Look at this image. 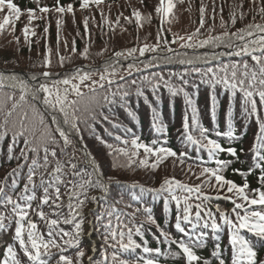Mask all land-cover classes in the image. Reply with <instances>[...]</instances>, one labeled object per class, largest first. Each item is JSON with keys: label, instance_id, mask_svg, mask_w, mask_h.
<instances>
[{"label": "snow or ice", "instance_id": "6c2138e0", "mask_svg": "<svg viewBox=\"0 0 264 264\" xmlns=\"http://www.w3.org/2000/svg\"><path fill=\"white\" fill-rule=\"evenodd\" d=\"M102 2L103 0H80L79 7L86 9L90 4L100 5ZM174 7L173 0H159L158 5L155 7V12L158 14L161 24L168 22V17L173 13ZM5 10L6 14L0 20V31L12 25L13 18L18 20L21 15V9L13 0H0V12ZM39 11L44 14L50 11L64 14L65 12L74 13V8L71 3L65 6L60 3V0H56L54 8L39 7ZM199 11L200 26L186 37L175 36L170 42L163 37L164 30L161 28L157 32V42L155 44L144 43L139 48L132 47L114 52L111 64L105 61L102 65L103 71L95 70L99 74L98 80L91 79L92 73L85 71L84 67H73L68 70L71 75H64L61 79H53L58 74L49 70L51 65L49 53L51 50L48 49L47 44L45 45L46 52L42 61L45 70L38 74H31L29 77L31 83L29 80L20 78L15 72L5 73V71L0 70V90L5 87H19L18 99L12 93H5L3 98H0V142L10 137L7 147V158L24 162L17 163L16 167L12 168L4 180L0 182V206L6 209L10 207L11 209L10 214L0 212V231L8 232L14 221L15 228L11 239L18 243L19 250L27 258L28 264H51V260L55 255L53 249H56L59 255L56 264H74L73 258L65 254L69 248L79 249L75 253V264H82L81 258L85 256V252L79 246L83 234L82 225L85 222L83 206L89 199L100 205V210L94 214V219L88 222L93 225L95 231L100 232L103 245L100 259L96 260L94 257L88 256V264H129V261L120 258V253L141 247L145 254L155 253L173 258L182 256L186 264H209V260L199 256L196 249L204 247L209 235L219 241L217 234L222 227L227 228L228 243L231 246V264H264V260L259 259L253 244L241 234V230H247L254 237L264 242V190H261V188H264V151H262L264 150V118L258 115L259 109L264 108V24L249 23L244 28H239L234 32L225 30L220 35H209L206 39L193 43L194 37L199 36L205 23V7L203 4ZM260 11H264V8L260 9ZM132 16L135 17L136 24L142 26L143 17L138 9L133 10ZM27 17L29 23L39 18L32 8L27 9ZM150 18L149 16L148 19ZM243 18L244 13H241L240 19L242 20ZM124 19L130 22L129 17H124ZM117 20H119V17ZM230 20L233 24L236 23L235 12L230 13ZM56 23L57 54H59L61 20L57 19ZM84 24L85 33H87V18H85ZM221 26H225L223 19L221 20ZM43 31L47 34L49 31L48 27L46 26ZM22 32L25 41L31 47L29 38L35 35L34 30L25 25ZM137 38L139 39V37ZM16 41L19 43L18 37ZM177 42H181V47L185 48L204 47L205 45L214 44L216 47L223 45L229 50L219 55L213 53L211 58L214 60H219L222 55L251 58V64L245 59L242 63H221L216 67H207L204 70L193 67L192 71L200 76L202 83L210 85L213 89L209 94V99L211 118L214 124L216 123L217 109L219 107V101L215 93L216 85H223L229 91L231 94L229 101L239 91L241 94L242 115L246 119L255 117L258 131L255 133V143L250 148L253 153L251 157L253 164L247 172H242L240 169H234V172L246 176L253 171V168L259 169L258 179L261 188L252 189L253 195H249V184L247 181L243 184H237L235 181L225 177L224 169L232 161L221 159L219 154L226 153L232 157H237V149L231 144L224 147L217 139L212 138L209 134L210 129L205 127L198 119V108L193 97L183 87H176L171 83V76H182L183 74L172 73L167 80L158 73H153L151 77H143V82L153 89L154 94L159 86L163 84L172 97L183 95L186 108L190 109L192 113L190 123L187 112L183 116L181 142L186 146L185 150H181L178 153L176 150L164 146L166 141L161 144L153 140L151 144H147L141 142L139 137L135 136L130 141L117 136L116 140L123 144L124 147H114L112 144L106 143L99 135H95V139L109 149V155L127 158V164L121 165V167H132L137 163L138 159L140 167L155 169L169 157L179 160L183 164L188 156L186 149L193 146H195L197 152L201 149L205 150L208 161H213L215 164L214 167L206 166L207 161H202L197 157L200 167L198 178L203 177V179L201 183L196 185L184 183L175 177H165L159 187L156 188L145 187L139 183L122 186L126 189H139L138 194L129 193L132 201H140L145 194H151L153 199L163 198L166 210L169 201L175 202L174 227L178 233L183 235L179 239H174L170 233L161 230L160 234L164 237L163 242L174 244L178 249V251H172L169 248V250L162 252L160 247H148L146 240L141 245L133 238L134 233L141 237L143 236L142 228L144 223L157 224L151 208L144 206L131 212L118 208L116 205L123 203V193H120L119 198L109 203V185L113 182L112 178L109 177L107 181L103 179L99 165L96 163L95 158L91 156V153L87 151V145L83 144L82 130L79 124L83 123L92 134H95L93 124L98 121V117L109 121V117L102 112H97L96 108H102L105 104L114 105L117 102L122 107H125L130 116H133L134 114L126 107V98L129 92L126 90L125 85H118L115 91H112L110 87L115 82L116 64L119 63L121 58L125 60L134 58V54L137 52H139L140 56H144L146 52H158L161 44L164 45L167 52L172 53L174 49L169 44ZM65 47H67V43H65ZM76 51L75 40H73L72 52L75 53ZM87 54L88 49L85 47L80 55L87 58ZM66 59H70V57L59 56L61 67H63ZM157 59L155 56L151 57L148 63H144V68L151 67V61ZM163 59L171 62V56ZM196 59L200 60L201 57H196ZM203 59L205 63H208L207 54H205ZM179 63L191 65L194 61L192 59H180ZM133 70L138 71L139 69L136 68L134 63L128 64V73L131 74ZM90 79V85L84 84L85 81ZM120 79L123 80L124 77L121 76ZM77 80L80 83L74 82ZM6 81H11L12 83L6 84ZM48 81L51 82L49 83ZM105 83L108 85L107 92L102 97H98L97 92L105 88ZM184 83L187 84L188 81L185 80ZM81 84H84V87H88L92 94L83 107H81V103L84 100L85 93L81 91ZM132 84L135 85L136 81H132ZM193 87H196V85H193ZM41 94V102L45 110H51L53 113L51 124L45 122L44 115L34 105H28L30 111L23 106L29 95L35 101L41 99ZM70 94H74L76 99L70 100ZM136 95L144 96L143 88L139 85L136 88ZM256 97H259V106ZM144 99L145 103H148L147 97H144ZM100 100L103 101V104L100 103ZM9 102H11L10 107H8ZM57 112L63 117L62 124L55 115ZM152 112V127L157 132H166V126L160 122L159 112L155 108H153ZM109 122L111 123V121ZM53 125L55 126L54 128L52 127ZM112 127L118 128L120 125L112 123ZM126 131L130 132L131 130L128 129ZM73 133L80 137L82 144L80 150L87 158L85 161L86 167L78 168L77 163L74 162L76 159L75 153L72 155L67 154V147L73 144L70 139ZM56 134H58L59 139H57ZM214 134L216 137L227 138L228 141L239 138L232 122L230 106L227 113V129L221 131L217 128L214 130ZM21 139L24 147L16 155L14 154V148ZM61 141L63 142L62 145ZM57 149H59L60 158H58ZM140 149H143V158L139 157ZM29 153H31V157H29ZM64 157H67V159H64ZM150 157L154 158L151 163H149ZM25 166L27 167V173L24 186L20 192L15 193L21 177V169ZM50 166H52L51 171H48ZM41 169L43 171H40ZM189 171H191V165L189 166ZM68 175H71V180L66 179ZM37 176H39V183L35 179ZM8 177H12L10 184L8 183ZM213 180L215 183H213ZM61 185H64L67 189V204L61 198ZM205 187L215 192V198H221V193L223 192L222 198L231 201L233 204L232 213L229 214L219 207L216 208L214 213L208 208L207 202L214 197L202 190ZM38 188L43 189V194L39 198L35 194ZM90 190H99L100 195L89 197L88 193ZM37 199L38 203L36 208L33 209V201ZM45 205L50 208V213L43 211V206ZM128 207H131V205L125 204V208ZM64 208H67V214L64 213ZM30 212H34L45 222L47 239L39 231L37 224L30 218ZM141 212L145 214V220L137 224L136 216ZM216 213H218V217ZM61 223L71 225L72 229L70 231L64 230L60 227ZM182 225H187V227ZM222 251L221 244L217 242L211 255L215 257L218 264H226V260L222 257ZM0 264H22L13 243H7L3 249V258L0 259ZM135 264H158V260L140 256Z\"/></svg>", "mask_w": 264, "mask_h": 264}, {"label": "trees", "instance_id": "16d2710c", "mask_svg": "<svg viewBox=\"0 0 264 264\" xmlns=\"http://www.w3.org/2000/svg\"><path fill=\"white\" fill-rule=\"evenodd\" d=\"M53 2V0H51ZM174 9L173 13L168 17V22L161 24L158 14L155 12V7L158 5L159 0H103L100 5L90 4L86 9H81L76 0H62V5L71 3L74 8V13L58 14L50 11L47 14L39 11L40 5L36 6V16L39 17L31 21L30 28L37 34L43 36V39L38 42H33L31 47L25 44L19 37L17 41L10 42L7 38L0 37V70L5 73L15 72L20 78L29 80L33 73H40L44 71L42 64L44 54L46 52L45 44L50 49V71L57 74L71 75L69 69L73 67H84V70L92 73H98L95 70L103 71L102 65L105 61L112 63L114 52L122 51L128 48H139L144 43L155 44L157 32L162 28L163 37L168 41H172L175 36H187L200 26V7L203 4L205 7V23L201 28L200 34L194 37L193 43L198 40L206 39L209 35H220L225 30L234 32L239 28H244L249 23L264 24V0H173ZM37 4V3H36ZM39 4H46L49 8H54L53 3L49 0H41ZM29 6L34 4L29 3ZM242 5V7H241ZM134 9H138L142 13V26H138L135 17L132 16ZM235 12L237 21L233 24L230 20V13ZM244 13V18L240 19V14ZM151 17L148 19V17ZM119 17V20L117 18ZM124 17H129L130 22L126 21ZM87 18L88 32L85 33L84 20ZM57 19L61 20L60 25V43L59 54H57ZM223 19L225 26H221ZM48 27L47 34L44 33V28ZM79 33V34H78ZM139 37V39L137 38ZM44 38H47L49 43L44 44ZM75 40L76 49L75 53L72 52V43ZM67 43V47H65ZM179 43V42H177ZM177 43H170L169 46L174 49V52L169 53L165 50L163 44L160 46L158 52H146L144 56H140L139 52L134 54V58L127 60L121 58L119 63L116 64L115 82L110 86L112 91H115L118 85H125L126 90L129 92L126 98V107L134 114L130 116L125 107H122L119 102L114 105L105 104L102 108L97 107V112H102L109 117V121L103 120L98 117V121L93 124L94 133L87 129L83 123L79 124L81 128V135L83 136V144L87 145V151L95 158L98 163L102 176L108 180L112 178V183L109 185L112 195H117L125 192V187L133 183H139L145 187L156 188L165 177H175L182 182H196L202 180L203 177L198 178L200 172L199 161L197 157L204 159L206 151L201 149L199 152L195 150V146L187 148L188 156L185 158L183 164L174 158H167L162 161L157 168L140 167L139 161L132 167H121L127 164V158L124 156L109 155V149L104 144L95 139V135H99L102 139L112 144L114 147H124L116 137L121 139L131 140L134 136L139 137L143 143L151 144L153 140L164 146L176 150L178 153L185 150L186 146L181 142L183 133V116L187 112L189 116V123L191 122V110L186 108L183 95L172 97L167 88L161 84L156 90L155 94L150 86L143 82V77H151L153 73H158L164 76L167 80L172 73H181L182 76H171V83L176 87H183L185 91L193 97L198 108V119L207 128L210 129V136L215 137L214 130L219 129L224 131L227 129V113L229 106L232 110V122L236 128V135L239 137L232 141V145L237 149V157H229L225 153L221 156L222 159H229L232 163L224 169L225 177H231L230 174L235 168H248L250 159L253 153L250 148L255 143V133L258 131V125L255 122V117L245 118L242 115L241 109V94L239 91L232 96L223 85H216L215 93L219 101L217 109L216 123L214 124L210 112V99L209 94L213 91L210 85L201 82L200 76L192 71V68H200L202 70L207 67H216L221 63H234L243 62L248 60L251 64L250 57H237V56H220L219 60L212 59V54L219 55L229 51L223 45L216 47L214 44L205 45L204 47L185 48ZM87 47V58L80 55L81 52ZM178 54V55H177ZM207 54L208 63L204 62V56ZM59 56L70 57L66 59L63 67L60 66ZM157 57L155 61H151L152 66L144 68V63H148L151 57ZM171 56V62L163 59L164 57ZM196 57H201L197 60ZM180 59H192L193 64H181ZM134 63L136 68L139 69L128 73V64ZM21 72H24L28 78H25ZM124 79L121 80L120 77ZM188 81L187 84L184 81ZM136 81V84H132ZM29 82H31L29 80ZM143 88L144 96L136 95L137 86ZM196 85V87H193ZM108 85L104 89L97 92L98 97L106 94ZM85 93L84 100L81 107L88 102L89 96L92 94L89 90L82 91ZM16 98L19 97V91L14 94ZM144 97H147L148 103H145ZM2 98V97H0ZM259 106V97H256ZM103 104V101L100 100ZM32 104L40 112L41 101L32 100L31 96L27 97L26 103L23 105L26 110L28 105ZM151 105V107H150ZM11 102L8 103V107ZM153 108L160 114V122L169 130V137L167 138L166 132H157L152 127ZM49 113L48 118L46 114L42 113L45 117V122L51 124L53 113ZM58 120L63 123V117L58 112L55 113ZM258 115L264 118V108H260ZM90 123H92L90 121ZM112 123L119 124L120 127L113 128ZM55 127L54 125L52 126ZM66 127V126H65ZM107 129V131H105ZM130 129L131 131H126ZM67 130V127H66ZM57 139H59L58 134ZM73 141L72 145L67 147V154L72 155L75 153L78 168L85 166L86 157L81 152L82 144L80 137L74 133L70 136ZM221 143H228L224 137H220ZM63 142L61 141V145ZM130 147V145H129ZM264 151V150H262ZM206 152V153H205ZM58 158H60L58 150ZM200 153V155L196 154ZM143 149L139 150V157L143 158ZM67 159V157H64ZM136 159V158H134ZM154 158H149V163ZM115 165V166H114ZM191 165V171L189 166ZM206 166H208L206 164ZM213 167V166H210ZM8 169L3 168L0 173V179ZM51 171V169H50ZM67 177H70L68 175ZM66 177V178H67ZM248 180L251 187L257 186V179L255 176H250ZM118 182V183H117ZM139 191V189H132ZM62 200L67 204L66 195ZM88 205V201L84 204L83 209ZM75 264V261H74Z\"/></svg>", "mask_w": 264, "mask_h": 264}, {"label": "bare ground", "instance_id": "6f19581e", "mask_svg": "<svg viewBox=\"0 0 264 264\" xmlns=\"http://www.w3.org/2000/svg\"><path fill=\"white\" fill-rule=\"evenodd\" d=\"M83 167H86V166H83Z\"/></svg>", "mask_w": 264, "mask_h": 264}]
</instances>
